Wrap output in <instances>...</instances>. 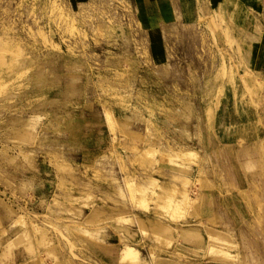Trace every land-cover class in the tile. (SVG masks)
<instances>
[{
    "label": "rangeland",
    "instance_id": "rangeland-1",
    "mask_svg": "<svg viewBox=\"0 0 264 264\" xmlns=\"http://www.w3.org/2000/svg\"><path fill=\"white\" fill-rule=\"evenodd\" d=\"M232 1L153 35L0 0V264H264V0Z\"/></svg>",
    "mask_w": 264,
    "mask_h": 264
},
{
    "label": "crops",
    "instance_id": "crops-1",
    "mask_svg": "<svg viewBox=\"0 0 264 264\" xmlns=\"http://www.w3.org/2000/svg\"><path fill=\"white\" fill-rule=\"evenodd\" d=\"M137 3L139 17L142 20L143 27L148 33L153 35L161 34L164 28L170 27L173 22L181 24H193L199 20L201 13V0H133ZM203 1V0H202ZM224 0H210L215 8H220ZM234 12L239 17L235 26L248 27L247 12L256 7V0H233ZM232 12V13H234ZM238 23V24H237ZM155 42L159 40L155 39ZM127 248V247H126ZM124 249V251L126 250ZM137 249V248H136ZM138 250V249H137ZM139 255V250L137 252Z\"/></svg>",
    "mask_w": 264,
    "mask_h": 264
},
{
    "label": "bare ground",
    "instance_id": "bare-ground-1",
    "mask_svg": "<svg viewBox=\"0 0 264 264\" xmlns=\"http://www.w3.org/2000/svg\"><path fill=\"white\" fill-rule=\"evenodd\" d=\"M132 250H133V251H138V250H137V249H135V248H134V249H132ZM130 252H131V251H130L128 248H126V250L124 251V255H127V256H129V255H131V254H130ZM114 254H115V253H114ZM133 254H134V253H133Z\"/></svg>",
    "mask_w": 264,
    "mask_h": 264
}]
</instances>
